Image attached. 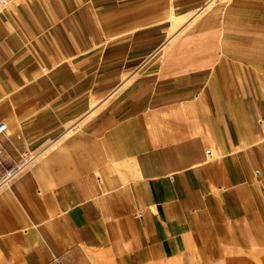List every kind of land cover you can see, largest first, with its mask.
Returning <instances> with one entry per match:
<instances>
[{"label": "crops", "instance_id": "1", "mask_svg": "<svg viewBox=\"0 0 264 264\" xmlns=\"http://www.w3.org/2000/svg\"><path fill=\"white\" fill-rule=\"evenodd\" d=\"M0 121V264L264 248V0H7Z\"/></svg>", "mask_w": 264, "mask_h": 264}, {"label": "rangeland", "instance_id": "2", "mask_svg": "<svg viewBox=\"0 0 264 264\" xmlns=\"http://www.w3.org/2000/svg\"><path fill=\"white\" fill-rule=\"evenodd\" d=\"M78 256L80 264H120L112 255L102 250L84 249L78 253ZM146 264H264V248L258 250L241 249L234 251L220 261L205 262L196 255L183 254Z\"/></svg>", "mask_w": 264, "mask_h": 264}, {"label": "built area", "instance_id": "3", "mask_svg": "<svg viewBox=\"0 0 264 264\" xmlns=\"http://www.w3.org/2000/svg\"><path fill=\"white\" fill-rule=\"evenodd\" d=\"M7 0H0V11L4 8V6L6 5ZM7 123L4 121H0V135L4 134L7 131ZM1 153H2V149L0 148V166L3 165V160L1 157ZM32 160V156L28 157V156H24L23 160L21 161V163L10 167L8 169H6L5 171H3V173L1 174V178H2V183H9L10 180L19 173V171L25 167L26 165H28L30 163V161Z\"/></svg>", "mask_w": 264, "mask_h": 264}, {"label": "bare ground", "instance_id": "4", "mask_svg": "<svg viewBox=\"0 0 264 264\" xmlns=\"http://www.w3.org/2000/svg\"><path fill=\"white\" fill-rule=\"evenodd\" d=\"M243 258V257H242Z\"/></svg>", "mask_w": 264, "mask_h": 264}]
</instances>
